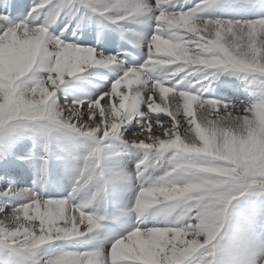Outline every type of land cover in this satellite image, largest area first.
I'll use <instances>...</instances> for the list:
<instances>
[{"label":"snow or ice","instance_id":"snow-or-ice-1","mask_svg":"<svg viewBox=\"0 0 264 264\" xmlns=\"http://www.w3.org/2000/svg\"><path fill=\"white\" fill-rule=\"evenodd\" d=\"M169 4H173V0H61L55 5L53 0H37L29 10L28 18L19 22H13L5 11H0V57L3 59L6 76L9 73L19 75L16 70L27 62L32 43L39 39L41 55L37 57L31 70L25 72L20 79L23 80L34 67L44 68L47 75L51 76V81L46 76L37 87L47 88L52 103L56 91L65 80L84 71L86 67L117 66L112 69L117 73V79L95 99H89L86 103L83 100L73 101L62 105L60 110L49 108L47 112L41 111L37 116H22L17 113L0 119V130L27 122H46L87 137L96 145L83 158L84 164L67 197L43 198L34 192H24L22 202L0 219V240L14 250L25 251L26 245L30 243L25 240L26 228L35 233L36 237L42 232L47 235L51 231L53 238L47 241L50 243L62 239L86 240L101 227L100 220L103 217L94 216L87 211L90 200L77 204H73L72 200L73 193L90 183L97 185L93 198L105 191L107 176L100 166L102 141L115 138L124 144L155 153L158 148L159 154L172 153L175 149L169 148V145L177 141L184 145L199 146L198 131L212 137L224 132L231 134L233 130L227 126V121L235 117L238 110L264 115V99L249 106L236 105L230 101L193 94L185 90L183 85L193 73L201 74L203 79L223 72L240 79H264V71L260 70L264 68V17L205 18L201 13L207 6V0L191 9L175 11L166 10L164 6ZM80 6L91 9L112 23L125 21L147 10L153 22V34L143 41L146 49L144 62L135 67H126L118 55L105 56L95 52L92 47L67 43L61 38L67 26L56 36L47 31L62 11L73 13L79 11ZM19 7L17 0H5L6 9ZM41 16L44 17L43 21L39 20ZM157 17L161 19L158 20ZM185 17H192V23L188 24ZM153 36L169 40L173 45L171 54L157 52ZM189 56L192 62H186ZM57 59L59 72L55 69ZM212 61L219 63L213 65ZM153 72L157 73L154 78L146 77V73ZM192 87V84L187 85L188 89ZM141 103L146 109L144 112L137 110ZM162 114L170 118V127L166 126L165 120L153 118ZM181 114L183 122L178 119ZM133 117L139 118L136 122L139 130L126 134V125ZM154 128L162 130L163 138L153 135ZM144 133H147V142L139 139ZM183 157L185 159L181 162L211 163L210 157L203 152H188ZM143 164V160L139 161L137 169H141ZM218 167L221 170L235 167L236 173L233 175L239 176L244 170L245 162L232 166L218 164ZM249 179L264 181V176L258 172L245 176L235 190L219 194L224 206L221 215L234 200L250 190H264V184L249 185ZM146 183H141L138 190L146 186ZM17 194L18 190L11 187L0 192V196L6 197ZM132 203H135L134 198ZM197 212L198 209L189 207L170 225L130 230L114 239L106 254L98 250L66 252L52 259L51 264H190L197 253L204 251L203 248L187 250L194 239L193 235L188 234L187 225L196 223L199 219ZM10 217L15 220L11 225ZM163 228L182 229L184 234L174 236L169 232L161 237L154 231ZM213 234L209 231L210 236Z\"/></svg>","mask_w":264,"mask_h":264},{"label":"bare ground","instance_id":"bare-ground-1","mask_svg":"<svg viewBox=\"0 0 264 264\" xmlns=\"http://www.w3.org/2000/svg\"><path fill=\"white\" fill-rule=\"evenodd\" d=\"M36 2L37 0H34V3ZM60 2L61 0H53L54 5ZM202 2L203 0H173V4L167 5L169 7L167 10L191 9L194 5ZM192 3L193 5H191ZM79 11L86 12L93 17H101L97 13L92 12L91 9H85L83 6L79 7ZM79 11L73 13L62 11L50 26L56 25L59 22L67 24L73 15L78 14ZM248 12V6L245 4L239 5L235 0H207V6L204 8L201 15L205 18L248 19ZM236 13H238L237 17H235ZM113 15H115V13ZM259 16L264 17V7L259 11ZM41 17L43 21L44 17ZM149 17V13L143 12L122 22L112 23L110 20H107V22L111 25L122 27L131 40L136 43L140 52L145 55L146 49L143 46V41L150 38L153 34V22ZM0 63H2L1 60ZM115 67L117 66L86 67L84 71L75 74L71 78H67L56 91L53 97V106L57 110H60L62 105L71 104L73 101L83 100L86 103L89 99H95L114 82H110L108 78L101 76V69L110 71L113 77L117 78V73L112 70ZM37 69L46 71L42 67H37ZM150 74L153 78L157 75L155 72ZM46 76L47 73L37 74L33 80L36 81ZM190 77L192 76H189V78ZM189 78H186L183 82L184 88L187 87L188 84H192L193 87L190 89L186 88L185 90L197 95L202 94L205 98L224 101L226 98L227 101L233 104H236L238 102L237 98H242L243 95L248 97L247 99L251 104L264 99V87H259V85H257L258 81L250 77L240 79L228 72H223L214 77L215 81L201 78L198 85L193 81L188 82ZM28 81L32 82L31 80ZM193 88L196 89L193 90ZM101 103L103 104V101ZM157 103H159L158 96ZM137 110L140 112L146 111L142 103L138 105ZM153 118L165 120L166 126L170 127L169 117L163 116L162 114L154 116ZM137 119L139 118L133 117L132 121L126 125V134H131L139 130L136 126ZM178 119L183 122V115L181 114ZM44 123L45 126L35 135L31 136L26 133L20 135L16 133L11 134L0 144V192H3L5 188L9 187L18 190V194L14 197L0 196V208L3 209L0 211V219H2L4 215L10 213L11 209L17 204L22 202L24 199V192H32V183L36 184V189L39 191L37 195L40 197L53 199L67 197L66 195L70 192L69 185L74 176L73 168L77 166L80 168L79 164H77L79 155H76V153L82 152L81 156L85 157L88 152L96 147L94 141L87 137L66 129H62V131L58 129L53 130L52 125L47 126L46 122ZM153 135H160L161 138H163L162 130L160 129L154 128ZM48 136L51 158H53L52 161H48V158L46 159L43 151L44 149L46 151V147H43L42 141ZM139 139H144L147 142V133L141 134ZM74 151L77 152L73 153ZM165 154L166 153H161L159 157H157L156 153L152 150L140 149L130 144H124L119 139L109 138L104 140L100 148V166L105 170L107 181L110 180V185L106 183L104 194L107 195L109 187L112 196H106V200L103 203L97 202L98 196L94 198L93 196H82L93 190L94 183H90L73 193V200L76 201V204L79 201L83 202L90 200L91 202L88 204L87 209L92 210L95 216H99L96 214L99 212V209H105L106 212L108 208L110 212L109 216L117 218L122 225L123 233L119 237L136 228L148 229L170 225L176 217L179 216V208L172 209L164 205L165 208H152L139 212V218L136 223L134 221V212L129 211L134 193L139 187L137 184L135 185L136 180H134L132 171L138 174L137 177L139 180L136 181V183H143V179L145 178L141 169H137V163L142 161L143 158L147 159V162L141 165V168L148 170V181L150 178L161 175L165 170L167 166L164 159ZM179 159L184 160L185 158L182 156L179 157ZM151 161H159L157 162L158 167L155 168L152 166L150 164ZM108 172L115 173L119 176L117 186L113 184V176L109 175ZM124 175L127 176L126 180ZM24 180L25 183H23ZM58 186L61 188L58 189ZM112 186H114V189H111ZM99 217H104V215ZM245 226L247 227V225ZM238 228H240V226H238ZM254 230L253 227L245 228L244 225L238 230L241 234V242L244 244L245 251L251 252L258 247L261 248L264 246L262 235L259 234L258 230L257 233L254 232ZM116 238L118 237L106 235L99 228L86 240L67 239L68 241H65L66 239H62L40 246V248L36 250L34 258L40 261H47L55 259L66 252H85L94 250L106 254L112 241ZM11 261L13 264H18L16 260L1 256L0 254V264H10ZM191 261H194L193 258Z\"/></svg>","mask_w":264,"mask_h":264},{"label":"clouds","instance_id":"clouds-1","mask_svg":"<svg viewBox=\"0 0 264 264\" xmlns=\"http://www.w3.org/2000/svg\"><path fill=\"white\" fill-rule=\"evenodd\" d=\"M144 13H147V10ZM157 19L161 18L157 17ZM185 20L191 24L193 18L185 17ZM168 22L171 23V21ZM152 41L157 52L163 51L171 54L173 45L169 40L153 36ZM39 55H41V42L37 39L32 43L27 62L16 70L19 75L9 73L6 76L5 70L0 67V119L5 116H14L17 113L22 116L29 114L37 116L41 111L47 112L49 108H55L47 88L37 87L45 78L34 82L28 81L26 76L23 80L20 79L25 72L31 70ZM186 62H192V58L189 56ZM211 63L215 65L219 62L212 61ZM55 69L60 71L59 59H57ZM260 70L264 71V68ZM47 80L51 81L50 75H47ZM227 126L233 130L231 134L224 132L212 137L198 131L199 146L184 145L179 141L170 144L169 148L175 151L172 152V157L169 158L165 170L161 175L150 178L146 186L139 188L135 193V203H132L129 209L143 212L157 205H165L172 209L179 208V215L189 207L198 209L199 219L195 224L187 225L188 234L194 237L187 250L203 248L208 256L212 257L207 264H214V254L223 251V230L229 209L221 215L224 206L221 202L222 196L219 194L235 190L239 181L245 176L255 175L257 172L264 176V115L251 113L248 110L243 112L238 110L237 115L227 121ZM188 152H203L210 157L211 163L181 162L179 157ZM159 153L158 148L157 157ZM241 161L245 162V167L239 176L233 175L236 173L235 167L224 170L218 167V164L238 165ZM247 183L249 185L264 184V181L249 179ZM13 223L15 220L10 217L9 224ZM24 231L25 240L30 243L21 253L28 257H34L36 250L53 238L51 231L47 235L42 232L38 237L28 228ZM154 231L161 237L169 232L174 236L184 234L182 229L163 228ZM209 231L214 234L210 236ZM201 240L203 243H200ZM32 264H51V260L40 261L33 258Z\"/></svg>","mask_w":264,"mask_h":264},{"label":"rangeland","instance_id":"rangeland-1","mask_svg":"<svg viewBox=\"0 0 264 264\" xmlns=\"http://www.w3.org/2000/svg\"><path fill=\"white\" fill-rule=\"evenodd\" d=\"M235 1L239 5L245 4L246 6L249 7V12L247 14L248 19H255V18L261 17L259 16V11L264 7V0H235ZM191 5H193V3ZM237 16H238V13L235 14V17ZM0 60L2 62L0 63V67H3L2 57H0ZM42 73H47V72L41 69H37V67H35L31 72H29L26 75V79L34 82L33 78L37 74H42ZM191 76L192 77L190 78L188 77L189 78L188 82L193 81L198 85L199 82L197 83L196 81L201 80L202 78L201 74L193 73L191 74ZM206 80L215 81V78L209 75ZM255 81H258L257 85H259V87H264V79L256 78ZM186 88L187 87H185V89ZM195 89L196 88H193V90ZM239 98H237L238 102L236 101L237 102L236 105L249 106L251 104L249 103L250 101L247 99L248 97L243 95L242 98L240 99ZM225 101H227V99H225ZM46 125L51 126V124H48V123H46ZM43 126H45L44 122H27L24 124L6 128L4 130H0V144H2V142L6 138H8L11 134L16 133L17 135H20L22 133H26L27 135H31V136L35 135L39 131H41V128ZM52 129L53 130L58 129L62 131V129H65V128L52 125ZM66 130L71 131L69 129H66ZM48 139H49V136L46 137V139L42 141L43 147H46V151L45 149L43 151L47 159L48 156H47V153L45 152H47V149L49 148L48 161H52L53 158H51V153H50L51 149L49 147L50 143L48 142ZM76 152L77 151H74L73 153H76ZM81 153L79 152L76 153V155H79V157L77 158V160L79 159L77 164H79L80 168L83 166L82 164H84L83 163L84 157L81 156L82 155ZM171 157H172L171 153L169 152L166 153L164 156L165 162L167 163L169 158ZM143 161L144 163L147 162V160H143ZM157 162L159 161H154V162L151 161L150 164L154 166L155 168H157L158 167ZM80 168H78V166L73 168L74 175L78 174V171ZM141 172L143 173V175H145V178L143 179V183H145L149 177L148 170L141 168ZM108 173L109 175L113 176V180H114L113 184L117 186V181L119 180V176L112 172H108ZM132 173L134 175V180L138 181L139 180L137 177L138 174L134 171H132ZM126 177L127 176L124 175L125 180H126ZM136 181H135V185L137 184V186H139L142 183V182L136 183ZM107 183L108 185H110V180H108ZM93 185H94L93 190H91L89 193L82 195V196H93V193H95L97 190V185L96 184H93ZM112 187L111 189H114V186ZM60 188L61 187L58 186V189ZM109 189L110 188L108 187L107 195L104 194V192L98 193L96 195L98 196V201H97L98 203H103L106 200V196H112ZM78 203H81V202L79 201ZM163 206L164 205H157L154 208H160V207L165 208V206L164 207ZM103 210L99 209V212L96 214H98L99 216H103L106 213L105 209ZM242 224L244 225L245 228L253 227V229H255L254 232L256 233L258 230L259 234L262 235L261 236L263 239L262 241L264 242V190L252 189L249 192H247L245 195L239 197L237 200H234L231 203V205L229 206L228 219L225 224V229L223 230V241H222L223 251L220 253L214 254V264H261V262L264 261V246L261 248L258 247L256 248L257 250L255 249V250H252L251 252L245 251L244 244L241 242V234L240 232H238L241 226H243ZM245 225H247V227ZM238 226H240V228H238ZM65 241H68V240L66 239ZM0 254L1 256H6L10 259L16 260L18 264H32V259L34 258V257L25 256L18 250H14L9 244L5 243L3 240H0ZM209 259H212V257H209L207 252L202 251L201 253L196 254V256L193 258L194 263L191 261V264H207V261ZM10 264H13V262L11 261Z\"/></svg>","mask_w":264,"mask_h":264}]
</instances>
